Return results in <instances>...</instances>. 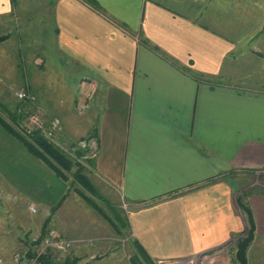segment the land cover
Segmentation results:
<instances>
[{
    "label": "crops",
    "instance_id": "0c3cea01",
    "mask_svg": "<svg viewBox=\"0 0 264 264\" xmlns=\"http://www.w3.org/2000/svg\"><path fill=\"white\" fill-rule=\"evenodd\" d=\"M46 1L56 49L84 72L75 95L91 106L74 127L95 134L93 173L129 204L133 243L175 262L243 236L239 175L264 177V58L254 47L262 27L237 24L247 9L233 0ZM14 6L0 0V35L14 30ZM257 182L246 197L255 224L247 264H264Z\"/></svg>",
    "mask_w": 264,
    "mask_h": 264
},
{
    "label": "rangeland",
    "instance_id": "374dc122",
    "mask_svg": "<svg viewBox=\"0 0 264 264\" xmlns=\"http://www.w3.org/2000/svg\"><path fill=\"white\" fill-rule=\"evenodd\" d=\"M233 2L238 10L247 9L243 11L247 12L245 17L238 14L237 24L253 28L255 33L262 27L256 34L262 44L256 46L253 42L255 52L264 58V0ZM228 3L229 0H219L222 6ZM250 6L251 15L248 13ZM50 8L46 0H15L14 30L9 39L0 44V114L10 120L9 113L14 112L18 105H23L15 92L26 87L33 100L26 104L30 113L21 118V124L26 130L36 127L29 120L31 115L46 126L58 120L60 130L45 137L62 151L70 150L72 155V144L85 136L80 135L85 130H76L74 125L77 121L83 125L90 104L88 97H82L81 93L75 95L80 84V74L77 72L80 68L56 49ZM254 32H251L252 35H255ZM251 33L243 35L249 38ZM250 49L239 48L238 52H248ZM258 76L260 81L256 86L264 87V71ZM85 104L87 108L80 106ZM92 119L93 115L88 112V126ZM89 148L94 150V138L88 140ZM68 176V180L56 177L44 162L30 155L19 141L0 127V252L9 254L31 249L33 237L55 230L64 239L74 241L73 247L65 251L48 249V256L58 262L68 259L75 264H132V260H136V264H147L141 257H134L137 254L135 245L125 225L129 204L120 196L114 184L105 176L93 173L91 179L99 193L92 195L78 184L72 185L70 174ZM239 177L242 192L255 187H249L250 183L258 181V184L264 185V181H261L264 177L261 176L240 174ZM76 189L95 201L108 217L86 203ZM62 197L61 204L52 211ZM30 207H34L35 212ZM115 214H120L126 222L116 219ZM236 240L223 249L175 262L209 264L231 261L238 264L235 260ZM153 262L176 264L165 260Z\"/></svg>",
    "mask_w": 264,
    "mask_h": 264
},
{
    "label": "trees",
    "instance_id": "16d2710c",
    "mask_svg": "<svg viewBox=\"0 0 264 264\" xmlns=\"http://www.w3.org/2000/svg\"><path fill=\"white\" fill-rule=\"evenodd\" d=\"M12 1L15 4V0ZM84 1L97 7L95 0ZM8 37H10L9 34L0 35V42L4 41ZM78 68L80 69H78L77 72L83 75V68L81 66H79ZM23 88L26 90L28 97L19 99L21 100V103L23 102V105L21 107L20 105H18L14 112L9 113L10 120H7L0 114V127L6 133L19 141L30 155L44 162L46 166H48L52 170L56 177H59L62 180H68V174H70L72 185L75 184L77 186L78 184L92 195H96L97 193H99L96 185L91 179V175L93 174L95 167L94 158H92L90 154H88V157H85V155L87 154V148H83L79 145L80 141H86L90 138L95 139V134L91 132L88 135L87 133V135L81 138L82 140L72 144L71 148L74 149L73 154L71 155L70 150L69 152L67 150L65 152L62 151L61 148L57 147L55 144L50 142L47 137H45L48 136V133H50L51 135L53 133H56L57 130H60V122L56 127H53V123H50L46 126L42 122V127L35 125L36 127L29 128V130L27 128L26 130V127L21 124V118L26 117V115L30 113V110L26 104H29L33 100V98L31 97L28 89H26V87ZM76 192L86 201V203L91 204L93 208H95L101 215L106 218L108 217L104 210L95 201L88 198L86 195H84V193H82V191L78 189H76ZM249 193V190L243 191L236 196L238 206L244 213L247 222V227L244 235L238 237L236 240L235 260L238 264H247V249L254 237L255 231L252 211L248 201L246 200V197ZM62 199L63 197L56 203V206L53 207L52 211H55V209L61 204ZM115 218L119 221L121 219L122 222H126L125 219L123 220V218H121L120 214H115ZM112 225L116 228V225L114 223H112ZM125 225L128 226V223L126 222ZM134 245L135 251L137 253L136 256H134L135 259L141 257L147 264H155L153 260L147 255L141 245L136 242L134 243ZM41 261L43 264H75L73 261H69L68 259H65L63 262H58L50 256H43L41 258ZM136 263V260H132V264Z\"/></svg>",
    "mask_w": 264,
    "mask_h": 264
},
{
    "label": "built area",
    "instance_id": "2783aa9c",
    "mask_svg": "<svg viewBox=\"0 0 264 264\" xmlns=\"http://www.w3.org/2000/svg\"><path fill=\"white\" fill-rule=\"evenodd\" d=\"M18 99H24L25 97H28V94L26 93V90L24 88H21L15 92ZM82 108H86V105L82 106ZM36 117V116H35ZM34 116L31 115L29 120L31 123H34L35 125L42 127L41 123L42 121L38 120L37 117L34 120ZM34 120V121H32ZM59 124V121L56 120L53 122V127H56ZM50 136V133L47 134ZM79 145L83 148H87V154L85 157H88V140L80 141ZM91 148H89V154L91 152ZM95 150V148H94ZM91 153V157L93 156V152ZM32 212H35L34 207H30ZM32 247L28 250L23 251H14L12 253L6 254L0 252V264H43L41 261V258L43 256H48V249L57 250V251H65L74 245L73 240H67L61 237L55 230H50L47 234L44 236H35L31 239ZM159 264H166V262H158ZM176 263V262H175ZM171 264V263H170ZM176 264H182V263H176Z\"/></svg>",
    "mask_w": 264,
    "mask_h": 264
}]
</instances>
